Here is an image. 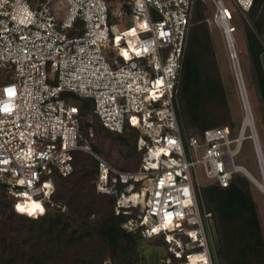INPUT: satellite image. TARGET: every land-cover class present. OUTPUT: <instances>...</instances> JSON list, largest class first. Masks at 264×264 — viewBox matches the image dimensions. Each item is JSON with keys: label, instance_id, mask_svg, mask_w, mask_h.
<instances>
[{"label": "built area", "instance_id": "built-area-1", "mask_svg": "<svg viewBox=\"0 0 264 264\" xmlns=\"http://www.w3.org/2000/svg\"><path fill=\"white\" fill-rule=\"evenodd\" d=\"M57 1L0 0V181L9 184L15 208L28 197L45 204L54 173L71 174L74 152L84 150L97 159V190L117 196L116 213L139 208L123 228L164 236L179 264H216L213 215L203 206L199 176L229 186L246 168L235 157L251 135L243 124L211 127L200 137L180 125L178 83L193 0H118L115 9L112 0ZM234 1L243 11L254 3ZM215 2L226 17L225 2ZM109 46L113 60L104 52ZM65 91L93 100L108 130L141 131L137 169L118 168L91 148ZM178 219L185 225H170Z\"/></svg>", "mask_w": 264, "mask_h": 264}, {"label": "trees", "instance_id": "trees-1", "mask_svg": "<svg viewBox=\"0 0 264 264\" xmlns=\"http://www.w3.org/2000/svg\"><path fill=\"white\" fill-rule=\"evenodd\" d=\"M206 9L205 0H193L176 103L182 129L199 137L211 127L229 126L233 131L238 130L237 126L228 124L227 92L217 70ZM244 13L249 20L245 22L246 49L256 72L259 98L264 108V0H254L250 10ZM75 104L80 109L82 133L84 128L88 130L92 126L82 117L92 112L107 135L118 134L127 142L124 133L129 131L133 139L131 155L138 151L143 156V151L137 150L139 129L112 132L94 113L93 100L82 99ZM218 106L225 110L218 113ZM90 145L103 156L99 146ZM73 163L71 174L54 173L55 190L46 200L45 211L34 216L15 208L16 198L9 184L0 181V187L12 198L9 201L0 195V264H103L107 244L112 248L115 264H139L137 245L141 239L163 242L162 264H179L180 259L168 250L164 236L145 238L141 227L134 231L123 228L122 224L136 217L139 208L131 207L129 213H116L117 196L96 188L98 163L92 154L76 150ZM240 174H236L227 187L215 182L201 186L203 206L212 213L218 231L216 264H264V233L252 181ZM65 215L86 225L95 224L97 231L66 220Z\"/></svg>", "mask_w": 264, "mask_h": 264}, {"label": "rangeland", "instance_id": "rangeland-1", "mask_svg": "<svg viewBox=\"0 0 264 264\" xmlns=\"http://www.w3.org/2000/svg\"><path fill=\"white\" fill-rule=\"evenodd\" d=\"M57 0H53L56 2ZM118 0L111 1V8L115 9L117 7ZM225 4L231 8V11L227 9V16L231 14L230 25L232 27V31L235 37V45L237 49V53L239 56L242 72L244 75V79L246 82V86L248 89L249 97L252 104L253 115L256 122V128L258 132V136L262 145L263 154H264V108L259 98L256 72L254 70L250 55L246 49V30H245V22L249 20L246 18V15L241 10L235 1L233 0H223ZM52 2V1H51ZM58 2V1H57ZM62 3V2H61ZM207 9L206 11V20L208 23V27L212 36L213 47L215 51V56L217 59V70L220 73L222 82L224 84L225 90L227 92L228 99V112L230 114L228 120V124L234 127L237 126L239 130L242 125V121L244 118V106L242 103V99L240 96V89L237 81V77L235 74V70L233 67V62L231 59L230 51L228 49V43L226 41L225 33L222 27L219 25L217 21L218 14V6L215 0H205ZM59 4V3H57ZM63 6V5H62ZM64 12L60 13L59 16L63 17ZM110 23L116 24L119 29H123L125 24L123 21H120L117 18L111 17ZM106 56L113 60L115 55V51L111 49V46L104 49ZM4 71H0V75L3 74ZM63 97L67 99L68 102L79 103L82 99H88L81 97L73 92L65 91L63 92ZM89 100V99H88ZM222 110H225L221 106H218L216 110L218 113H221ZM82 120L84 122L89 121L92 126L87 129H83V137L86 139L87 143H94L99 146L102 150L103 156H105L109 162L121 169L132 170L137 169L141 164V153L138 151H133V139L130 137L129 131L124 133V136L128 139L127 142L122 141L118 134L111 133L112 135H107L104 132V129L100 126L98 119L95 115L90 112L87 115H83ZM188 130V129H187ZM194 131L193 129H191ZM196 132V131H194ZM93 133V134H91ZM247 134L251 135L252 131L247 130ZM89 137H88V136ZM138 150V149H137ZM235 162L238 164L244 165L247 169H249L258 179H261V169L259 168L257 153L254 149L253 139L247 138L244 141L243 148L240 154L235 157ZM247 177L244 173L240 174ZM200 181L202 183H206L207 179L203 175L200 174ZM248 178V177H247ZM249 179V178H248ZM250 180V179H249ZM251 181V180H250ZM253 192L254 198L258 205L259 217L262 222L263 233H264V193L260 191V189L253 183ZM0 195L4 197L6 200H12L11 196L0 187ZM46 203V201H44ZM19 209L21 213H27L19 204ZM51 213L56 214L55 210H50ZM67 217V218H66ZM66 220H71L68 216L64 217ZM73 223L86 226L91 228L94 231H97L98 226L95 224H84L82 221H74ZM183 222H172V226L181 225ZM216 235L218 237V231L216 227V222L214 219V238L216 239ZM219 242V238H218ZM137 254L139 264H162L161 259L165 255V250L163 248V242L159 240H145L141 239L139 244L137 245ZM103 264H115L113 260V251L112 248L107 244L105 249V259Z\"/></svg>", "mask_w": 264, "mask_h": 264}, {"label": "bare ground", "instance_id": "bare-ground-1", "mask_svg": "<svg viewBox=\"0 0 264 264\" xmlns=\"http://www.w3.org/2000/svg\"><path fill=\"white\" fill-rule=\"evenodd\" d=\"M223 11H224L226 17H224V14L223 15L220 14V11H219V13L217 15V21L225 33L226 41L228 43V48L230 46L232 48V50L234 51V49L237 50L236 45H235V37H234L233 31H232V27L230 25V21L227 18L228 17L227 16V10H223ZM230 55H231V53H230ZM231 59L233 62V67L235 70V74H236L239 89H240V96H241L242 103L244 106V111H245L244 118L242 121L243 129H244V131H247L248 129L252 131L251 138L256 143V149H257L256 153H257L259 168L261 169L260 170L261 171V179H258L247 168H242V170H243V173L260 189V191L262 193H264V154H263L262 145H261V142H260V139L258 136V132H257V128H256V122H255V118L253 115L252 104H251V100L249 97L246 82L244 79V75L242 72L239 56H236L234 54V52H232ZM132 197L135 199L136 202L139 201L138 195H133ZM131 200H132V198L130 199V201ZM19 204H21V207L23 209H25L26 211H29L26 213L29 216H34L38 213H43L45 211V207H46V205L42 201H40L39 199H36L34 197H28L25 201H20L18 203V206H19ZM18 206H17V210L20 211ZM177 221L183 222V223H181V225H178V226L185 225L184 219H178L174 222H177Z\"/></svg>", "mask_w": 264, "mask_h": 264}, {"label": "water", "instance_id": "water-1", "mask_svg": "<svg viewBox=\"0 0 264 264\" xmlns=\"http://www.w3.org/2000/svg\"><path fill=\"white\" fill-rule=\"evenodd\" d=\"M211 229H212V236H213V242L216 248L219 247L218 237L216 235V239L214 238V219H210Z\"/></svg>", "mask_w": 264, "mask_h": 264}]
</instances>
